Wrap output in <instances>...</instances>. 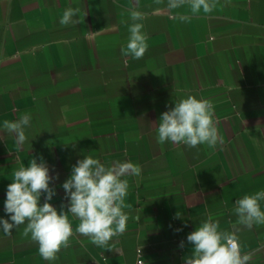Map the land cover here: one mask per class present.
<instances>
[{
	"label": "crops",
	"instance_id": "1",
	"mask_svg": "<svg viewBox=\"0 0 264 264\" xmlns=\"http://www.w3.org/2000/svg\"><path fill=\"white\" fill-rule=\"evenodd\" d=\"M138 3L148 49L135 60L121 50L137 0H0V218L9 219L12 173L33 158L49 168L58 211L68 204L62 184L85 156L141 167L124 177L129 220L114 240L118 252L75 233L69 214L70 246L52 262L23 235L25 225L10 236L0 226V264H134L138 248L145 264H184L187 235L203 220L234 231L235 201L264 190V0H218L187 22L170 18L191 15L187 5ZM67 8L80 9L79 22L62 26ZM188 95L214 105L215 148L158 143L161 114ZM23 114L31 123L17 150L2 126ZM237 227L241 254L264 264V225Z\"/></svg>",
	"mask_w": 264,
	"mask_h": 264
},
{
	"label": "clouds",
	"instance_id": "2",
	"mask_svg": "<svg viewBox=\"0 0 264 264\" xmlns=\"http://www.w3.org/2000/svg\"><path fill=\"white\" fill-rule=\"evenodd\" d=\"M155 3L162 4L164 0H155ZM217 3L218 0H167L166 7L174 11L187 5L191 15L170 17L187 22L201 12L212 13ZM138 8L137 0L136 6L130 9L133 23L128 28L126 48L121 50L123 55L135 60L142 59L148 49L144 25L138 22L145 18V14ZM79 12V8H67L60 18V24L67 26L78 23ZM214 113V105L208 99L188 95L176 101L175 106L163 112L159 118L158 143L171 142L189 148L206 144L209 148H215L222 138ZM30 123L29 114L20 115L14 121H3L2 130L15 137L17 150L22 149L27 140L25 128ZM140 174L141 167L131 161H115L105 165L92 156H85L73 166L70 177L62 184L68 204L62 205L58 211L50 203L56 193L50 187L53 177L49 175V168L42 157L39 163L33 158L27 167L21 164L12 173L13 179L7 186L4 204L9 219L0 218V226L4 234L10 236L13 228L25 225L23 235L30 236L38 245L39 255L52 262L62 248L70 246L74 234L69 220L71 214L79 221L75 233L89 238L97 247L118 252L114 240L124 234L129 220L124 211L129 182L124 177ZM42 194L45 201L41 206ZM261 201H264V190L245 194L235 201L232 209L237 217L234 231L221 230L219 222L209 215L187 235V241L193 247L191 255L184 257V264H249L251 255L241 254L240 251L237 236L240 228L237 226L251 229L255 225H264ZM180 247H184L183 241ZM137 264H144V261L138 260Z\"/></svg>",
	"mask_w": 264,
	"mask_h": 264
},
{
	"label": "built area",
	"instance_id": "3",
	"mask_svg": "<svg viewBox=\"0 0 264 264\" xmlns=\"http://www.w3.org/2000/svg\"><path fill=\"white\" fill-rule=\"evenodd\" d=\"M138 260H143V261H144V259H143V255H142V251H141L140 248H138L137 251H136V258H135V262H134V264H137V261H138ZM144 264H145V263H144Z\"/></svg>",
	"mask_w": 264,
	"mask_h": 264
}]
</instances>
